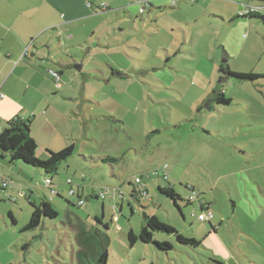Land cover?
Here are the masks:
<instances>
[{
  "label": "rangeland",
  "instance_id": "rangeland-1",
  "mask_svg": "<svg viewBox=\"0 0 264 264\" xmlns=\"http://www.w3.org/2000/svg\"><path fill=\"white\" fill-rule=\"evenodd\" d=\"M47 1L38 11V0H13L10 9L0 0V18L10 31L0 30V39L10 41V28L40 22L42 29L54 22L32 38L26 30L24 39L30 38L28 48L46 69L61 68L59 118L50 125L57 129L47 138L65 136L75 151L49 188L43 172L0 159V182L12 185H0V264H78L77 220L87 231L107 233V264H264V24L231 21L256 3L181 0L172 7V0H140L149 1L146 6L138 0H67L65 24L59 16H44L49 2L61 7L65 0ZM83 9L89 17L81 18ZM59 58L68 65L60 66ZM223 63L232 74L261 78L221 79ZM216 92L230 103L213 100ZM42 124L37 115L30 125L39 142ZM44 151L37 147L34 158L44 163ZM106 157L120 160L102 164ZM138 176L148 194L136 200L127 182ZM170 185L182 199L179 209L157 191ZM187 187L194 189L190 205ZM94 193H102V201L89 199ZM77 197L86 203L78 206ZM45 200L56 217L25 231L30 203ZM203 202L213 214L214 233L198 220ZM144 208L200 245L182 246L174 235L156 233L171 251L139 242L131 247L127 234L140 232Z\"/></svg>",
  "mask_w": 264,
  "mask_h": 264
},
{
  "label": "trees",
  "instance_id": "trees-1",
  "mask_svg": "<svg viewBox=\"0 0 264 264\" xmlns=\"http://www.w3.org/2000/svg\"><path fill=\"white\" fill-rule=\"evenodd\" d=\"M248 1H253L256 4L254 6L245 5L244 10L240 14L235 16L231 21L233 22L234 20L256 19L260 21L262 24H264V14H262L264 9H258L256 12L250 11V9L251 8L253 9V7L264 8V0H248ZM194 2H196V0H194ZM148 5H150L149 2ZM220 69L225 72V77L221 75V79H226L227 77H231L234 80L240 82H244V81L254 82L255 80L261 78L255 75L232 74L229 71L227 65L224 63L221 64ZM50 71H48V76L53 80V78L49 75ZM57 74L60 78L61 73L57 72ZM61 87L59 89H61ZM213 100H215L216 102L222 105H228L230 103V100H227L224 96V93L222 92H216V94L213 97ZM32 118L33 117L27 118V120L24 121L19 119V117H15L14 119H11L6 122L5 129L0 131V159L8 158V162L11 165L19 164L24 167H28L32 170L43 172L46 177L44 185L45 187L49 188L52 185L53 177L57 174V168L62 164H65L66 161L72 156V154L75 151V146L69 145L58 152H52L50 150H46L45 162L42 163L37 161L34 158V154L37 147L35 142L30 136V125L32 124ZM107 119L112 120L111 118H107ZM119 160L120 159L114 157L100 158V162L102 164H113V163H117ZM162 171H163L162 179L167 182L168 175L164 173V170ZM155 175H159V173L156 172ZM3 183L6 184L5 187L3 186ZM69 184H71V182H69ZM143 184L144 181L142 176L135 177L133 180L127 182V186L132 187L130 192L131 198L138 200L143 198L144 196H147L148 194L147 188L143 189L144 187ZM0 185L3 189L12 187L11 183L4 179H1ZM187 188L192 194L187 201L188 205H190L194 198L193 197L194 189L192 187H187ZM113 190L116 191L117 189L116 190L113 189ZM70 191H71V195H74L73 191L72 190ZM157 191L159 192V194L170 199L172 201V204L177 209H179L177 202H181L182 199L173 190V186L170 185L167 188L158 187ZM99 194L100 195H96L93 198L97 201L99 200L102 201L103 199L102 193ZM56 197L61 199V196L58 193H56ZM91 198L92 196L90 197V199ZM77 200H78V206H80L79 205L80 201L85 203L84 200L80 197H77ZM65 202L67 203V205H70L68 201ZM30 205L32 207L31 208L32 210L30 212V221L26 226L25 231H30L38 228L42 218L53 219L57 215V212L54 211L53 207L49 205L48 202L46 201H43V203H41L40 206H36L33 203H30ZM203 205L205 207L203 209L202 206H200L199 216L205 215L207 217L208 213L212 214V212L208 207V204L206 202H203ZM145 209L146 208L142 209V213H141L142 223L138 235H135L132 231L128 232L127 234V241L131 247L135 245L137 242H139L144 245H152L156 250L164 253L171 251V246L167 242H158L156 240V238L154 237L156 233L163 235H174L176 241L182 246L197 247L200 245V243L195 239H185L182 235L177 233L172 227L160 223L154 216L148 215L145 212ZM101 210H103V206H101ZM67 213L70 212L68 211ZM9 217L13 221L11 214H9ZM67 217H69V215H67ZM212 219H213V214H212V218L210 219L207 220L198 219V220L200 222H208L210 224V221ZM95 220L97 221V219ZM74 227L76 228V233H75L76 241L80 247V250L77 251V257H79L78 264H107L108 251L110 246V239L107 233L102 232V234H99V231H92V232L87 231L84 228V223L81 225L76 224ZM210 227H211V232L214 233L215 227L212 224H210ZM103 229L105 231L108 230V226L103 225Z\"/></svg>",
  "mask_w": 264,
  "mask_h": 264
},
{
  "label": "crops",
  "instance_id": "crops-1",
  "mask_svg": "<svg viewBox=\"0 0 264 264\" xmlns=\"http://www.w3.org/2000/svg\"><path fill=\"white\" fill-rule=\"evenodd\" d=\"M3 1V4H6L9 9L10 5L14 4L13 0ZM43 2L44 0H38V3L34 8H36L38 11L44 9L45 7ZM178 4L179 2L176 4V6ZM69 6H71V3H68L67 0L61 3V7H56L54 6V4L49 2L47 9H45L44 11V16L47 21L48 19H56L59 16L61 17L63 23L66 24V22L70 20L69 18H67V16L62 17V15L64 14L61 15V13L62 11H64V9L67 8L69 11ZM77 6L78 8H80L81 11V7H79V4ZM13 7L15 9V5ZM48 8H53V10H48ZM89 8H91V6ZM58 9L60 11L59 13L57 12ZM98 10L100 12H103V10H100V7L98 8ZM83 13L84 14L81 16V18L90 16L89 12L84 9ZM16 21L17 20L10 19L9 24L16 23ZM73 21L76 20L72 19V22ZM39 23L40 22L33 25L32 22V26L30 28L20 26H17L16 29L14 28V30L13 28H10L12 29L11 33L14 32V34H12L13 36L10 34L8 35L11 36L10 41L6 42L8 40L7 38L0 39V96H2L0 97V131L5 129L7 121L14 119L15 117H19V119L25 121L27 120V118L30 117L29 116L24 118L27 115L31 114L33 118H35L37 115H41L44 117V124H42L44 129L42 130L45 131L41 142H39V140L33 135L32 130L30 131V136L35 142L36 147H41V149H45V151L50 150L52 152H58L64 149L65 147L69 146V143L65 136H58L55 138V141L54 139L52 140L50 138H47V136L51 133L49 131H53L52 133H54L56 131L55 129H57L55 126L50 127V125L54 123L53 118H59L54 115V112L55 110L60 108L59 101L62 100L55 95L56 88L53 84L54 82L48 76V71H54V69H46L44 67V64L40 63L41 61L35 59L37 55L33 56V51H30L31 49L28 48L29 46H27V43L29 42L30 38L40 34L48 27L54 26V22L49 23L48 21V24L46 26H44L42 29H39ZM55 25L60 24L58 22ZM54 29H56V27H54L52 30ZM0 30H3L4 32L8 31L5 28V20L1 18ZM26 30H30V32L32 33V35L29 36L30 38L28 39V42L26 41V39H24V36L26 35ZM7 33H10V31ZM59 60L60 66L68 65V62L64 61L63 59L59 58ZM58 73H61V68L59 69ZM61 75L62 73L60 74V78ZM25 97L28 98V100H26L25 105H31V108H27L24 105V102L22 103ZM63 109L64 108H62L61 111H63ZM36 110H38V112H36ZM80 190L82 192L84 190V187L82 186ZM96 195L97 194L94 193L92 194V197H95ZM44 199L46 198L44 197ZM85 203H83L82 205H84ZM71 216L74 217L73 214H71ZM77 224L81 225L82 222H79L77 220Z\"/></svg>",
  "mask_w": 264,
  "mask_h": 264
},
{
  "label": "built area",
  "instance_id": "built-area-1",
  "mask_svg": "<svg viewBox=\"0 0 264 264\" xmlns=\"http://www.w3.org/2000/svg\"><path fill=\"white\" fill-rule=\"evenodd\" d=\"M130 1H135V0H130ZM179 1H181V0H172V6H175ZM138 3H139L140 5L142 4L143 6L148 5V2H147V1H138ZM258 9H264V8L253 7V9L251 8L250 11H254V12H256ZM143 11H144V9H140V10H139V12H140L141 14L143 13ZM49 75L53 78L56 87H57V88H60V87H61V86H60V78H59L57 72H55V71H50V72H49ZM137 182H138V180H137ZM3 186L5 187L6 184L3 183ZM82 203H83V202L80 201V202H79V205H81ZM210 218H212V214H211V213H208L207 217H206L205 215H200V216L198 217L199 220H204V219L207 220V219H210Z\"/></svg>",
  "mask_w": 264,
  "mask_h": 264
},
{
  "label": "water",
  "instance_id": "water-1",
  "mask_svg": "<svg viewBox=\"0 0 264 264\" xmlns=\"http://www.w3.org/2000/svg\"><path fill=\"white\" fill-rule=\"evenodd\" d=\"M221 73H223V75L225 74V72L223 70H220Z\"/></svg>",
  "mask_w": 264,
  "mask_h": 264
},
{
  "label": "clouds",
  "instance_id": "clouds-1",
  "mask_svg": "<svg viewBox=\"0 0 264 264\" xmlns=\"http://www.w3.org/2000/svg\"><path fill=\"white\" fill-rule=\"evenodd\" d=\"M147 2H149V1H147ZM180 2V1H179ZM176 6V5H175ZM141 14V13H140Z\"/></svg>",
  "mask_w": 264,
  "mask_h": 264
}]
</instances>
